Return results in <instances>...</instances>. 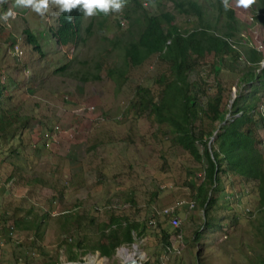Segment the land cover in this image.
<instances>
[{
    "label": "rangeland",
    "instance_id": "obj_1",
    "mask_svg": "<svg viewBox=\"0 0 264 264\" xmlns=\"http://www.w3.org/2000/svg\"><path fill=\"white\" fill-rule=\"evenodd\" d=\"M163 3L170 4L143 0L149 13L158 12ZM230 4L221 21L236 31L238 42L260 51L259 62L264 61V14L255 5L243 9L235 0ZM9 9L15 17L7 23L0 20V264L43 262L55 256L57 262L66 261L67 249L79 250L76 242L81 238L86 243L95 240L111 215L143 222L154 208L177 199L193 200L184 181L190 173L184 167L200 176L199 163L170 141L162 132L163 123L133 106L134 85H145L156 96L155 79L166 67L155 55L137 66L122 60L111 42L126 26L122 13L82 15L78 38L61 44L51 35L57 25L55 7L41 16L17 7L15 0L0 3V15ZM176 20L190 25L182 15ZM210 62V55L201 58L197 72H207ZM240 63L237 59L229 65L225 59L218 72L226 103L239 83ZM203 81L211 93L215 79L208 73ZM53 124L56 128L46 131ZM232 183L224 205L222 201L212 211L218 224L203 227L197 203L191 208L182 203L176 207L175 231L155 218L111 255L94 250L79 257L121 264L118 251L136 245L141 262L251 264L262 251L264 216L254 209L255 199L246 202L248 187ZM238 189L241 196L227 197ZM217 195L221 198V192ZM111 198L116 199L108 201ZM12 217L23 218L28 226L14 227ZM32 218H41V233L29 226ZM196 227L200 237L195 242ZM160 228L170 235V251L159 246Z\"/></svg>",
    "mask_w": 264,
    "mask_h": 264
},
{
    "label": "trees",
    "instance_id": "obj_2",
    "mask_svg": "<svg viewBox=\"0 0 264 264\" xmlns=\"http://www.w3.org/2000/svg\"><path fill=\"white\" fill-rule=\"evenodd\" d=\"M156 1L160 3V0ZM165 1L170 4L163 3L158 12L149 13L143 0H127L121 14L126 26L120 37L111 40L119 48L125 63L137 66L155 55L166 67L155 79L159 86L156 96L145 85H134L133 106L136 103L138 111L146 110L163 123L162 132L170 141L199 163L200 176H196L195 169L186 166L184 168L190 174L184 181L193 197V204L196 202L201 208L203 227L219 223V218H215L212 211L221 207L222 201L224 205V195L231 193L229 188L233 181H252L251 191L245 184L251 192L246 202L255 199L254 209L264 216V153L259 146L256 129L259 120L263 118L264 121V110L257 109L264 90V65L259 62L261 53L238 42L236 31L221 21L224 12L221 0ZM255 6L264 14V0H257ZM82 15V12L74 10L69 20L67 14L58 12L57 25L51 30V35L61 44L77 39ZM177 15H182L184 21L188 19L186 23L190 25L179 23ZM28 39L33 40L32 37ZM206 55L211 56V62L207 72L202 74L197 72L196 65ZM225 59L229 65L241 60L236 77L239 83L228 103L223 98L225 87L217 77ZM256 67L260 68L258 73ZM208 73L215 79L211 93H207L203 86ZM117 75L121 76L122 72L118 71ZM2 116L0 113V127ZM217 192H221V198ZM229 195L239 197L241 191L238 189ZM112 199L116 198L108 201ZM11 221L17 228L28 226L23 218L12 217ZM40 223L41 218H32L29 226L41 233L42 230L38 229ZM143 226V222L130 220L124 214L111 215L95 240L87 243L83 238L77 240L79 250L68 248L66 258L78 259L79 254L94 250L99 255L109 256L119 244L133 241L132 232L139 235ZM160 231V248L163 252L172 250L169 233L163 228ZM199 232L196 227L192 234L195 242L200 237ZM262 239V251L251 264H264V232ZM57 261L55 256L43 262L19 260L17 264H54ZM142 263L157 264L150 261ZM175 263L178 264L177 261Z\"/></svg>",
    "mask_w": 264,
    "mask_h": 264
},
{
    "label": "clouds",
    "instance_id": "obj_3",
    "mask_svg": "<svg viewBox=\"0 0 264 264\" xmlns=\"http://www.w3.org/2000/svg\"><path fill=\"white\" fill-rule=\"evenodd\" d=\"M6 0H0L4 3ZM225 11L231 7L230 0H221ZM238 7L249 9L257 3V0H235ZM15 5L21 8H30L35 13L44 16L48 13L51 7H55L59 13L67 14L71 20V13L78 10L85 17H93L99 13L104 15L120 14L127 6V0H15ZM15 13L9 9L3 15H0V20L7 23L10 18H14ZM10 26V25H9ZM264 64V61L260 62Z\"/></svg>",
    "mask_w": 264,
    "mask_h": 264
},
{
    "label": "crops",
    "instance_id": "obj_4",
    "mask_svg": "<svg viewBox=\"0 0 264 264\" xmlns=\"http://www.w3.org/2000/svg\"><path fill=\"white\" fill-rule=\"evenodd\" d=\"M258 51V50H257ZM260 52V51H259ZM261 53V52H260ZM261 58H263L262 57V53H261ZM261 65V64H260ZM262 66V65H261ZM263 99V100H262ZM262 103H264V90H263V92L261 93V95H260V98H259V101H258V103H257V109L260 111L261 110V105H262ZM46 129H52V126H50V127H47ZM257 136H258V140L259 139H261L262 138V134H264V121H263V118L262 119H260L259 120V123H258V125H257ZM259 146H260V148L262 149V151H263V153H264V146H261L260 145V143H259ZM248 184V186L250 187V191H251V183H252V181H247V182H242V184ZM245 186H247V185H245ZM249 189H247V188H244V194L245 195H249ZM231 196H233V195H227V197H231ZM178 200V199H177ZM179 200H181L182 201V203L186 206V202L187 201H184V200H182V199H179ZM176 201V200H175ZM174 201V202H175ZM173 202V203H174ZM173 203H171V204H167V205H172ZM181 203V204H182ZM181 204H179V205H181ZM167 205H164V206H167ZM178 205V206H179ZM243 206H244V208L246 209V211L245 212H247V211H249V208L247 207V206H245L244 204H243ZM162 207V206H161ZM176 207L177 206H175L174 207V210H173V213L176 215ZM159 208V207H158ZM154 209H156V208H154ZM154 209H152V211L150 212V217H148V219H146V221H143V223H144V225L147 223L148 225L150 224L149 223V218H153V220H154V222H152V223H155V218L156 219H161V221L160 222H162V221H164V222H166L167 224H168V226H170L172 229H173V231H175L174 230V228L175 227H177V226H171L170 224H169V222H168V217L166 216V215H158V214H155V212H154ZM177 216V215H176ZM178 217V216H177ZM170 236V235H169ZM169 236H168V240L170 241V239H169ZM175 250L177 249V248H174Z\"/></svg>",
    "mask_w": 264,
    "mask_h": 264
},
{
    "label": "built area",
    "instance_id": "obj_5",
    "mask_svg": "<svg viewBox=\"0 0 264 264\" xmlns=\"http://www.w3.org/2000/svg\"><path fill=\"white\" fill-rule=\"evenodd\" d=\"M18 45L16 44V47ZM12 50H14V47H12ZM264 65V64H261ZM264 110V103H262L261 105V112ZM56 128V126H54V124L52 125V129ZM52 129H46V131H48L50 133V131ZM45 131V130H44ZM259 143L261 146H264V134H262V138L259 139ZM182 201L181 200H176L172 205H167V206H162L159 208L154 209L155 214H160V215H166L168 217V222L171 226H177L179 224V218L173 213L174 207L178 206L179 204H181ZM193 201L189 200L186 202V206L188 208L193 207ZM149 223L154 222L153 218H149Z\"/></svg>",
    "mask_w": 264,
    "mask_h": 264
},
{
    "label": "bare ground",
    "instance_id": "obj_6",
    "mask_svg": "<svg viewBox=\"0 0 264 264\" xmlns=\"http://www.w3.org/2000/svg\"><path fill=\"white\" fill-rule=\"evenodd\" d=\"M142 255L143 254L141 250L138 249L136 245L134 246V249L131 251L126 247H122L118 251V256L120 257L121 263L125 262L127 264H134L136 262L135 260L140 261V257H142ZM85 261L86 264H101L99 261L95 260L94 258L86 259Z\"/></svg>",
    "mask_w": 264,
    "mask_h": 264
},
{
    "label": "water",
    "instance_id": "obj_7",
    "mask_svg": "<svg viewBox=\"0 0 264 264\" xmlns=\"http://www.w3.org/2000/svg\"><path fill=\"white\" fill-rule=\"evenodd\" d=\"M234 96V92L231 94V97ZM232 98H230L231 100ZM136 262L134 264H143L141 261L139 260H135ZM54 264H86V261L83 260L82 258H78V259H67L66 261H60V262H56ZM121 264H127L125 262L121 263Z\"/></svg>",
    "mask_w": 264,
    "mask_h": 264
}]
</instances>
